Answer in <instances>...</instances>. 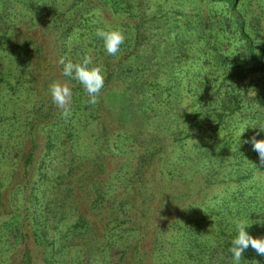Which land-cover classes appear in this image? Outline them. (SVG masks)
<instances>
[{"label": "trees", "instance_id": "trees-1", "mask_svg": "<svg viewBox=\"0 0 264 264\" xmlns=\"http://www.w3.org/2000/svg\"><path fill=\"white\" fill-rule=\"evenodd\" d=\"M180 1L175 9L187 8ZM204 1L170 19L161 18L163 0L3 1L2 12L16 19L39 15L66 59L93 50L104 87L89 105L59 65L71 116L61 115L49 89L23 107L26 115H9L13 97L36 88L28 69L0 77V264H234L235 222L264 217V166L243 142L264 139V0L259 30L241 0ZM212 7L227 15L213 19ZM97 28L123 32L116 56ZM245 230L264 237V226ZM24 239L40 246L38 261ZM257 262L264 257L249 247L239 264Z\"/></svg>", "mask_w": 264, "mask_h": 264}, {"label": "rangeland", "instance_id": "rangeland-1", "mask_svg": "<svg viewBox=\"0 0 264 264\" xmlns=\"http://www.w3.org/2000/svg\"><path fill=\"white\" fill-rule=\"evenodd\" d=\"M3 1L4 0H0V17H3V19H0V37L3 36V39L6 40V43L5 41L1 43L0 40V77H2L3 73L6 72L5 70L8 68V71H15L14 73L17 78L23 76L25 70L28 69L31 71V76H26V78L30 79L32 86L36 88V93L35 90H33L21 97L14 96L13 102L8 104L7 114L11 115L12 112L21 111V115H26L27 111L23 112V107L28 106L31 109L32 106L35 105L37 101H39V97H44L47 94L49 86L53 82L59 81L61 83H66L65 79L59 76V64L56 62L58 58L61 57L60 53L58 52L59 48H61V44L59 37L55 33H52L48 27H46L39 15L30 12L28 15L24 16V14L21 13L22 16L16 19L11 15L2 12ZM11 1L14 3V5H16V2L19 3L21 0ZM172 1L173 0H163V4H165V8L163 10L165 16L161 18H178V14H175L176 12L173 10L177 11L186 8L181 7L180 9H175L174 6L179 8L177 5H181V1L175 0L174 3H172ZM151 2L152 5H155L154 1ZM40 4H43V2L41 1ZM202 5H205L204 0H189L187 1V8L185 9L187 11L186 13H190L193 7L196 6L197 8H200ZM241 5L242 8H244L243 11H245V14H247V20L249 24H253L252 20L255 19L256 25L253 26L258 30L262 29L263 23L259 18H257V15H260V9L258 8V6H261L260 0H241ZM262 5L264 6V2H262ZM41 8L44 9V6L42 5ZM151 8L154 9L153 7H148V10L150 11V15H153ZM64 15L65 14L61 12L60 17L62 18ZM226 15V12L221 9V7H218L217 9L212 7L213 19H222ZM199 17L201 24H204V22L207 21L206 11H202L199 14ZM11 18H14L15 20H12ZM112 19H114L113 15L106 14L104 22L111 23ZM7 25L10 27V29H7L6 33L5 30ZM4 43H8V45L18 44L22 46L17 47L13 51H9L10 49L7 51L5 50L6 47ZM93 52V50L89 49L90 54ZM26 58L28 61H26ZM39 64L41 67L39 74H37V71L33 72L32 70L36 67V65ZM33 74L35 75V80L32 79ZM36 82L39 88H37L36 84H34ZM21 94H23L22 89L17 91L15 95ZM120 113L121 116L124 115L122 110ZM127 114L134 115L135 113H129V111H127ZM192 128L194 127L192 126ZM0 137H3V135ZM258 179L261 183L262 177H259ZM183 181L185 182V180ZM262 185H264V181L262 182ZM24 242H27V248H29V250L31 249L30 252L32 253L33 258H36L38 261V258H40L38 252L41 251L40 246L37 248V245L33 244L30 239H24ZM25 246L26 244H19V247L25 248Z\"/></svg>", "mask_w": 264, "mask_h": 264}, {"label": "clouds", "instance_id": "clouds-1", "mask_svg": "<svg viewBox=\"0 0 264 264\" xmlns=\"http://www.w3.org/2000/svg\"><path fill=\"white\" fill-rule=\"evenodd\" d=\"M93 15L102 16L103 13L99 9H94ZM95 35L102 40L103 48L110 56H116L120 51L121 45L125 42V35L119 29L97 28ZM261 42L262 41H259V43ZM56 62L63 66V76L74 79L83 86V89L88 96L87 103L89 105H96L99 103V96L104 87V73L102 66L93 65V57L90 53L84 55L79 62L74 63L72 60L66 59L64 56L59 57ZM49 93L52 102L61 110V115L65 118L70 117L72 104L71 87L67 83H61L59 81L53 82L49 86ZM249 127L250 126L246 122L239 127L237 130L238 141L240 136ZM261 131H264V129H261ZM243 142L251 144L252 149L258 154L259 165L264 166V139L258 140L256 139V136L253 135ZM254 166L257 168L256 165ZM249 221L250 222L238 220L235 222L238 234L231 241V247L229 249L233 255L234 264H239L242 259V254L249 247L255 250L258 255L264 257V237L254 238L245 230L252 224L264 226V217L255 221Z\"/></svg>", "mask_w": 264, "mask_h": 264}]
</instances>
